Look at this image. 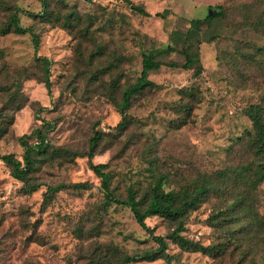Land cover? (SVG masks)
<instances>
[{"label":"rangeland","instance_id":"1","mask_svg":"<svg viewBox=\"0 0 264 264\" xmlns=\"http://www.w3.org/2000/svg\"><path fill=\"white\" fill-rule=\"evenodd\" d=\"M217 7L224 16L199 28L201 73L167 66L150 72L157 88L134 96L125 128L116 130L121 92L138 77L141 55L157 53L172 32L185 33L192 19ZM13 12L38 43L29 33L0 36V85L10 89L0 88V123L8 125L0 154L20 160L18 138L45 124L52 128L49 153L31 175L43 184L36 192L24 193L0 160V264H124L125 256L153 248L127 208L104 202L85 156L96 131L102 137L91 162L107 164L113 191L125 198L132 187L142 205L150 162L166 177L164 190L179 191L200 175L251 159L243 138L251 131L248 108L264 103V0H0V28ZM40 58L49 62L50 95L40 82ZM158 60L183 62L177 53ZM78 182L88 188L60 190L43 201L47 185ZM254 195L261 224L248 233L241 224L214 220L226 201L213 195L187 215L182 235L204 246L219 243V256L183 251L166 239L168 258L130 264H264V184ZM145 223L164 238L176 226L158 216Z\"/></svg>","mask_w":264,"mask_h":264},{"label":"trees","instance_id":"2","mask_svg":"<svg viewBox=\"0 0 264 264\" xmlns=\"http://www.w3.org/2000/svg\"><path fill=\"white\" fill-rule=\"evenodd\" d=\"M43 7L47 4L43 1ZM130 9L137 14L148 17L149 14L140 5L130 4ZM41 17H45L46 11L40 13ZM156 17L164 18L163 14L156 13ZM224 16V9L217 7V10L208 14L203 19H192L190 27L185 33L177 31L172 32L169 43L161 48L157 53H143L141 55V68L136 80L125 87L120 96L117 105V110L120 115V121L115 126V129L121 131L127 124V110L131 106L132 99L135 95L144 90L157 88V85L149 80L150 72L158 70L161 66H167L172 69L193 70L194 75L201 73V65L199 61L198 46L201 39L198 38L199 28L202 23L211 24L214 20L220 19ZM8 33L32 35V42L37 46L38 37L34 34L31 27L23 28L19 23V18L16 12L8 16L7 21L0 28V36ZM174 37L180 39L176 42ZM179 46V47H177ZM172 53L180 54L183 59L182 63L176 62H161L158 58L162 55ZM43 65V77L40 80L43 83L47 94L50 95L51 82L49 80V62L46 58H40ZM16 89L11 93L12 99L15 101L16 94L21 89L20 83H16ZM3 92L10 93V89L4 88L0 85ZM192 95L191 91H188ZM19 106L13 110H17ZM185 111H189L188 105H183ZM251 122V131L246 132L243 138V144L251 155V159L244 164L238 166H231L220 171H216L210 175H200L194 179L186 187H182L179 191L164 190L166 177L162 174L154 172V165L152 162L148 165V171L152 176V181L149 184V189L146 194V202L142 205V201L137 199L136 191L132 187L126 189V197L122 198L116 194L111 185V177L106 170L107 164L99 163L93 164L91 159L96 153V146L102 137L101 132H95L88 141V152L85 156L89 162V169L100 180L101 192L103 193L104 202L106 204H116L127 208L135 222L144 230L154 242L153 248L144 250L139 254L133 256H125L123 258L124 264L134 263L140 260L151 261L157 258H168L166 253L167 243L166 239L170 240L179 249L183 251L197 252L205 256L215 258L219 256L222 245H202L198 242L192 241L182 235L184 231V221L187 215L195 211L202 201L208 196L213 195L218 199L226 201L223 211L220 215H216L214 220L220 224H241L242 232H249L250 230H258L261 224V218L258 211L255 209L254 193L259 185L264 184V103L251 105L246 113ZM8 125L0 123V138L6 133ZM52 128L50 124L43 125V128H34L29 134H24L18 138L19 145L23 149L21 159L19 160L13 154H0V160L9 168L10 175L16 181L22 183L21 190L24 193L36 192L43 184L31 181V175L37 171L38 164L42 163L43 158L49 153V144L47 142V132ZM33 139L29 142L28 139ZM55 152L60 154L62 151L56 149ZM67 153V152H66ZM87 183H59L54 186L47 185L44 195V202H49L53 195L60 190H86ZM144 206V207H143ZM158 216L176 224L173 231L168 233L166 237L155 236L146 223L145 220L150 217ZM244 220V223L240 221ZM232 230V227H230ZM225 248V246H224Z\"/></svg>","mask_w":264,"mask_h":264},{"label":"water","instance_id":"3","mask_svg":"<svg viewBox=\"0 0 264 264\" xmlns=\"http://www.w3.org/2000/svg\"><path fill=\"white\" fill-rule=\"evenodd\" d=\"M212 12H213V10L209 9L208 12H207L208 16H211Z\"/></svg>","mask_w":264,"mask_h":264}]
</instances>
